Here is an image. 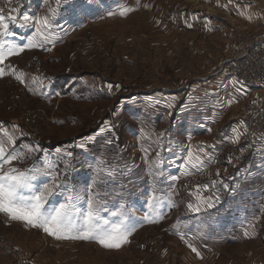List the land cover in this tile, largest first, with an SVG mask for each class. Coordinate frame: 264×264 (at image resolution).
<instances>
[{
	"label": "rangeland",
	"instance_id": "374dc122",
	"mask_svg": "<svg viewBox=\"0 0 264 264\" xmlns=\"http://www.w3.org/2000/svg\"><path fill=\"white\" fill-rule=\"evenodd\" d=\"M0 9L16 16L6 39L18 45L35 36L21 14L53 17L46 40L35 36L37 47L3 65L0 127L21 157L4 171L55 185L49 211L68 196L77 210L92 199L103 219L135 228L109 249L0 213V236L33 264H264V137L240 124L258 95L220 76L239 36L264 28V0H0ZM16 261L0 248V264Z\"/></svg>",
	"mask_w": 264,
	"mask_h": 264
},
{
	"label": "snow or ice",
	"instance_id": "6c2138e0",
	"mask_svg": "<svg viewBox=\"0 0 264 264\" xmlns=\"http://www.w3.org/2000/svg\"><path fill=\"white\" fill-rule=\"evenodd\" d=\"M11 12H16V9H12ZM21 15L24 22L22 27L31 26L35 29V36L47 39L45 33L53 27V17ZM16 19V16L11 13L5 17L3 9H0V29H2L0 30V76L5 75L3 65L9 57L18 55L25 48L30 49L38 46L34 42L35 36L23 45L6 39V37L14 36L15 33L9 31V24L5 21L15 24ZM17 79L20 77L17 76ZM108 87L111 89L112 85ZM105 130L101 129L102 132ZM0 132H3L5 137V139H0V213L6 214L12 221H21L27 226L41 228L57 240H94L109 249H118L128 242V237L135 228L126 226L124 222L111 224L108 220L103 219L99 214L101 209L94 204L92 199L87 201L86 210H77L75 204L72 203L73 197L71 196L66 197L65 203L60 204L59 207H54L50 211L46 209L48 198L53 195L56 186L36 187L32 183L36 179L35 175L29 174L32 170L25 172L10 168L8 171H4L6 164L10 165L21 157L15 152L8 151V146L14 144L15 141L7 130L0 127ZM236 139L238 140L239 136ZM79 146L83 148L85 145ZM67 155L71 156L72 154L68 152ZM188 163L193 164L191 153H189ZM198 163L202 166L203 161L198 160ZM195 166L193 164V167ZM172 179L175 180L176 177ZM224 187L227 188V185ZM206 202L209 208L214 207L215 203L219 202V197L217 196L215 201L209 197ZM149 206L153 207V205ZM189 208H193V206L189 205ZM193 210L199 212L200 207L197 206ZM181 238L183 239V237ZM188 246L197 256L200 255L195 247L191 244Z\"/></svg>",
	"mask_w": 264,
	"mask_h": 264
},
{
	"label": "built area",
	"instance_id": "2783aa9c",
	"mask_svg": "<svg viewBox=\"0 0 264 264\" xmlns=\"http://www.w3.org/2000/svg\"><path fill=\"white\" fill-rule=\"evenodd\" d=\"M220 76L233 81L244 96L258 95L242 114L240 124L253 138L264 137V28L239 36L236 50ZM0 248L17 260L15 264H33L28 255L3 236H0Z\"/></svg>",
	"mask_w": 264,
	"mask_h": 264
}]
</instances>
